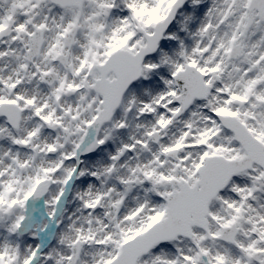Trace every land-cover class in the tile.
<instances>
[{
    "label": "snow or ice",
    "instance_id": "1",
    "mask_svg": "<svg viewBox=\"0 0 264 264\" xmlns=\"http://www.w3.org/2000/svg\"><path fill=\"white\" fill-rule=\"evenodd\" d=\"M0 264H264V0H0Z\"/></svg>",
    "mask_w": 264,
    "mask_h": 264
}]
</instances>
